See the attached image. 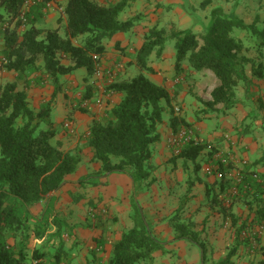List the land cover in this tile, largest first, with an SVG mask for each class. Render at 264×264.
I'll return each mask as SVG.
<instances>
[{
  "label": "trees",
  "instance_id": "1",
  "mask_svg": "<svg viewBox=\"0 0 264 264\" xmlns=\"http://www.w3.org/2000/svg\"><path fill=\"white\" fill-rule=\"evenodd\" d=\"M51 1L33 0L27 10L29 0H0V69L17 74L15 82L0 84V264H35L30 262L27 253L30 233L32 231L37 240L45 238L50 223L44 218L52 215L57 194L82 163L81 150L66 151L60 141L56 142L59 133L73 134V119L67 118L60 129L52 120L53 102L62 92L65 78L79 69L86 70L85 88L76 110L88 113L89 106L97 104L94 102L98 98L94 77L98 81V74H101L100 66L106 50L104 42L119 33L130 32L138 22V18L121 20V15L136 0H120L114 4L67 0L63 12L65 29L62 33L61 30L44 31L36 26V22ZM23 13L26 22L21 19ZM238 31L248 34L258 52L264 49V24L256 21L247 24L236 13L226 14L222 9L212 13L202 36L176 27L149 30L145 43L134 58L139 73L127 79H113L107 84L105 93L119 95L120 101L101 120H95L85 136L87 147L93 150V160L102 166L99 176L125 174L136 189L152 181L155 171L152 147L161 141L160 127L167 110L161 102L165 101L171 107L172 100L164 87L155 84L143 72L153 73L149 67L150 56L156 52L161 57L167 43L175 45L176 73L185 72L183 65L187 64L188 73L210 71L219 81L220 85L212 92V102L203 103L206 112L215 111L220 104L226 110L238 104L236 90L241 83L250 82L246 67L252 63L251 58L245 56L247 48L238 37ZM37 72L41 76L38 84L42 81L44 84L46 80L55 91L51 100L36 111L30 105L28 89L32 87V75ZM253 74L263 79V64L254 68ZM66 123L71 129H66ZM170 127L172 134L183 128L192 129L185 118L174 115ZM207 148L201 142L192 141L174 155V159L184 160L185 167L192 163L198 171L200 165L197 161ZM210 166L222 174L218 179L220 191L215 193L213 201L221 204V212L231 221L236 241L225 259L217 264H235L233 259L239 247L251 243L250 237L242 236L248 223L264 225V176L246 168L239 170L226 159H219ZM232 171L239 174L240 182L228 176ZM90 183V176L79 182L82 186ZM233 188L236 194L230 192ZM223 194L232 198L229 204L221 198ZM208 195L211 196L209 189ZM135 197V226L113 245L105 264H153L155 253L166 252L167 243L156 236ZM238 202H243L250 212L255 211L254 221L239 225L240 219L233 213ZM37 205H44L40 217L31 211ZM179 216L177 213L172 221L176 234L174 240L187 241L198 247L202 252V264H207L208 243L195 231L193 222L183 221ZM31 222L34 228H31ZM55 223L58 229L52 238L59 239L62 229L59 221ZM10 240L14 245L9 243ZM54 257V264H60L59 254ZM33 258L36 264L52 260L41 251L35 252Z\"/></svg>",
  "mask_w": 264,
  "mask_h": 264
},
{
  "label": "crops",
  "instance_id": "2",
  "mask_svg": "<svg viewBox=\"0 0 264 264\" xmlns=\"http://www.w3.org/2000/svg\"><path fill=\"white\" fill-rule=\"evenodd\" d=\"M56 1L58 3L62 1L63 6L58 7L57 5L58 9H56ZM97 1L103 4H114L120 0ZM212 3L213 1L210 0V5L208 4V8L202 12V18L195 12L196 8L195 11L186 9L189 5L187 0H136L131 3L132 12L129 15L124 12L126 13L123 16L124 21L134 19L137 15L141 17L138 18L136 26L130 32L119 33L111 40L104 42L106 50L100 66L101 75L98 76V81L97 77H94L98 88L96 96L106 99L100 106L102 112L97 111L96 106L99 107L97 104L89 106L88 113L84 114L74 108L77 101L73 98L82 93L80 90L83 89L87 76L84 69L76 71L71 78L66 77L73 82L66 84L62 93L57 95L59 99L56 98L53 102L52 120L54 124L60 125L61 128V123L70 117L74 122L76 121L78 137H81V133H86L82 134L83 138L72 140V144H69L70 140H66V135L59 133L56 141L62 143L63 149L72 151L78 146L87 145L85 136L92 123L95 120H101L106 112L120 101V96L117 94L108 96L106 93L103 96L105 88L113 79H127L139 73L134 58L145 43V36L150 29L159 27L170 30L176 27L178 30L191 31L198 35L210 23ZM66 4L67 0H52L42 10L43 15L37 19L36 26L44 31L61 30L62 33L66 26L63 13ZM217 8L219 7L215 9ZM238 12L237 10L236 15L241 18ZM174 47L173 42L167 43L161 57L154 52L149 59V67L153 73H143L169 92L172 106L177 102L183 104V116L192 126L196 141L208 147L201 155L202 157L207 156L204 167L200 166L196 171L194 164L187 163L185 167L184 160L174 159L172 148L168 143L172 134L170 123H166V127L160 130L161 141L152 147V165L155 167L152 181L143 186H137L138 190L125 174L99 176L102 166L93 160V150L87 146L81 148L80 168L76 174L68 178V183L57 194V200L70 202L74 210H82V213L80 218L66 226L68 230V233L64 234L68 238L66 247L60 246L55 251L52 248L46 250L51 256L52 264L55 262V254L60 256V264L107 263L113 245L120 241L125 232L132 230L135 226L133 219L135 194V200L144 210L154 233L162 242L167 243L165 253L157 252L153 255V264H202V252L198 247L187 241L174 240L176 234L172 221L177 213L180 214L179 219L191 221L196 225L195 231L200 234L203 241L211 242L217 250L225 246L224 233L226 229L233 230L232 224L221 212V204L217 200L213 201L215 193L220 191L218 178L215 174H204V168L219 159H226L239 170L246 168L250 172L264 176V138L262 134L253 133L254 127L250 126L251 124L245 125L257 109L253 104V96L248 90L245 96L247 99L240 97L234 108L226 110L224 105L220 104L215 107V111L206 112L207 108L203 103L212 102V92L220 83L210 71L188 73L187 64L183 65L185 72L176 73V49ZM7 73L10 74L8 82L17 80L16 73L1 69L0 78L7 76ZM247 76L250 80L253 79L252 76L248 74ZM33 84L35 82L32 81L33 88H36ZM54 91V87L48 84L45 90H39V95H50V101ZM68 95H75L72 96L70 103L66 102ZM87 102L88 106L90 103ZM198 114H202L203 117H198ZM87 115L90 124L86 122L83 126L82 119ZM256 125H261L263 128L262 123L256 122ZM88 176L91 177L92 183L85 186L80 185L79 182ZM191 182H193L192 185H190ZM208 189L211 190V196L208 195ZM93 210L97 212L96 223L91 220ZM103 210L106 213H102ZM87 211L90 214L89 217H86ZM233 213L240 221L242 215L251 214L243 202L236 203ZM257 241L264 248V235H260ZM211 253L210 250L207 255ZM239 255L243 259L240 258L237 263L233 259L235 264H262L264 262V255L255 254L250 245H241L235 257Z\"/></svg>",
  "mask_w": 264,
  "mask_h": 264
},
{
  "label": "rangeland",
  "instance_id": "3",
  "mask_svg": "<svg viewBox=\"0 0 264 264\" xmlns=\"http://www.w3.org/2000/svg\"><path fill=\"white\" fill-rule=\"evenodd\" d=\"M212 1H213V3L210 6L211 14L215 10L221 9L220 7H223L224 9H222V10L225 11L226 14L236 13V11L238 10L239 15L247 24L255 22V21L260 25L264 24V0H212ZM60 2L61 3H58L57 1L55 2L56 9H58V7L63 6L62 1H60ZM204 3H206V4L204 7H202V4H204ZM209 3H210V1L208 2V0H187V4H189V5H187L186 9H191V11H195L197 9L195 12H197V15L200 18H202L201 17L203 14L202 12L204 11L205 8H208V6L210 5ZM57 5H59V6L57 7ZM217 6L219 8L215 9ZM125 12L128 15H129V13L131 14L132 8L129 7ZM126 13H123L121 15L122 21H124L123 16ZM186 13L188 14L189 12H186ZM139 17H141V15H137L136 18H139ZM203 32L204 31L202 30L201 33L199 32L200 34H198V35L202 36ZM237 35H238V37H240L244 41L245 46L247 48L245 56H248L251 58V60H252L251 65H253V66L248 65L246 67L247 68L246 69L247 74L249 76H252L253 79L250 80V82H245V83L240 84V86L236 90L237 100L240 97H241V99L244 98V100H246L247 98H245V96L247 95L248 90H250L249 93H251L253 96V104L257 110L254 112L253 117L251 119H249L250 121H247L245 123V125L251 124L250 126L254 127L253 133L256 132L258 134H262V137L264 138V78L259 79L258 77L254 76V74H253V69L257 68L259 64H263V66H264V49L262 51L258 52L257 48L255 47L254 42L251 41V39L247 33L238 31ZM0 61H1V58H0ZM9 76H10V74L7 73V76L1 77L0 78V84L8 82L10 80ZM32 76H34L32 80H33V82H35V84H33V85H35L36 88H33V86H32L31 88L28 89L29 101H30L31 107L37 111V110H39L40 106L43 103L49 101L50 95H47V96L39 95V90L40 89L45 90L47 88V85L49 84V82L48 81L46 82V80H45L44 84H43V81L41 80L42 82H40L38 84V82H39L38 80L41 79L39 72H37L35 75H32ZM69 78H71V76H69ZM35 80H37V81H35ZM71 82H73V81H70L68 78H65L64 85L69 84ZM51 87L53 88L54 86L51 85ZM38 88H40V89H38ZM84 88L85 87L83 85V89L80 90V92H83ZM49 94H51V93H49ZM40 96H42V99H40ZM72 96H75V95H68L66 102L68 101V103H70V101L72 100L71 99ZM79 98H81V93H80V95H78L76 98H73V99L75 101H78ZM57 99H59V98H57ZM105 100H104V102H105ZM161 104L164 107H167V110L164 113V121H163L162 126L160 127V130L162 128L166 127L165 126L166 123H170V120L172 119L173 115L184 118V116H183L184 107H183L182 103L177 102V103H175L174 106L171 105V107H168L167 103L165 101H162ZM91 105L96 106L95 103H93ZM72 106H74V105H72ZM74 108L77 109V107H74ZM96 109H97V111L101 110V112H102L101 107L96 106ZM198 117L202 118L203 115L198 114ZM88 118H89V116L87 115V116H84V118L82 119L83 126L86 125V122L88 123V120H87ZM256 122H259L260 124L262 123L263 128H261V125H259L260 127L258 125H256ZM75 124H76V121L73 123V134L66 135V140H70L69 144H72V140L74 141L75 138H79L78 137L79 135L76 134L77 133L76 132L77 127ZM88 124H90V123H88ZM55 126L58 129H60V125L55 124ZM247 127H249V126H247ZM84 133L85 132L80 134L81 137L79 139L83 138L82 134H84ZM253 136L255 137V135H253ZM168 143H169V140H168ZM85 146H87V145H83L82 147L78 146L75 150H81V148H83ZM263 151H264V149H263ZM206 157L201 156L198 159L197 163H199L201 167H204L206 159H207ZM204 172H205L204 174H207L206 173V167L204 168ZM222 199L232 200V198L229 197V195H227V194H225ZM43 208H44V205H37V206L33 207L31 209V211L35 216L40 217L43 214ZM244 210H245V208H244ZM84 211H85V209H84ZM81 213H82V210H78V211L76 209L74 210L73 206L71 205L70 202H64V201L61 202L60 200H56V202L52 206V215L46 216L44 218L45 221L47 220L50 223V225L48 226V233L46 234L45 238L42 240H37L33 237L32 231L30 233L31 239L28 242V250H27L28 256L30 258V262L31 263H33V261L35 262V259L33 258V256H34V253L37 251L44 252V254H46L47 258L50 259L51 256L48 255V253H47L48 251H46L47 249L52 248V250L55 251L61 246V244H63L62 247H66V245L68 243L67 242L68 238H66V236H65L68 233L66 226H69L70 222H72L73 220L80 218ZM245 213L246 212L244 211V214ZM91 215H92V213H91ZM89 216H90V214H88V211H87L86 217H89ZM240 218H241V221H240L239 225H241L242 222H251L250 220L255 218V211L251 212L250 215H246V216L242 215ZM96 219H98V217L97 216L93 217V215H92L91 220H94V222L96 223L97 222ZM55 221L60 222V226L62 229L61 230L62 234H61V237L59 239L58 238L57 239L52 238V234L56 233V231L58 229ZM248 224L249 225L247 226L245 234L242 235L243 238L247 239L248 237H250L251 243L249 245H250L251 249L254 250V253L264 255V248L261 247L260 244H258V241L255 242V245L257 247L256 249H254L253 244H252V242L254 243L255 238L258 239V238H260V235L261 236L264 235L263 234L264 233V225L259 226L258 224H254V223H252V224L248 223ZM30 226H31V228H34L33 222L30 223ZM233 230L231 231V230L226 229V233H224L225 234V237H224L225 246L224 247H221L220 249L217 250L211 242L208 243L207 252L211 250L212 253H211V255H207V260H208L207 264H217L218 260L225 259V255L228 254L233 249V247L236 243V241H235V229H233ZM9 243L11 245H14L13 240H10ZM240 258L243 259V257H241L240 255L234 258L236 263L238 262V260ZM51 262H52L51 260H48L47 263H45V264H52Z\"/></svg>",
  "mask_w": 264,
  "mask_h": 264
},
{
  "label": "built area",
  "instance_id": "4",
  "mask_svg": "<svg viewBox=\"0 0 264 264\" xmlns=\"http://www.w3.org/2000/svg\"><path fill=\"white\" fill-rule=\"evenodd\" d=\"M32 3H33V0H29V2L26 4V9L27 10L31 6ZM21 19L24 22H26L25 13L22 14ZM100 75L101 74H98V76H100ZM105 94L106 93L104 92L103 96ZM96 103H97V105L99 107L102 106L103 103H104L103 98L102 97H98L96 99ZM65 127L68 130L71 129V125L69 123H66ZM72 132H73V129H72ZM192 141L197 142L196 138H195L194 131L192 129H189V128H183L177 134H172L169 137V145L171 146L172 152H173L174 155H178L181 152L182 148L185 145H187L188 143L192 142ZM243 164H245V163H243ZM206 173L208 175L215 174V176L218 179H220L222 177V174L220 173V171H218L217 168H214V167H211V166L206 168ZM228 176L231 177V178L234 177L235 179H238V181H239V174L237 172L232 171L230 174H228ZM230 192H232V194H236L237 193V191L234 188ZM230 201H231L230 199L226 200V204H229ZM102 213H106V211L103 210ZM92 215H93V217H95L96 213L94 211H92ZM255 242L256 241H254V243L252 242L254 249L257 248L256 245H255Z\"/></svg>",
  "mask_w": 264,
  "mask_h": 264
}]
</instances>
